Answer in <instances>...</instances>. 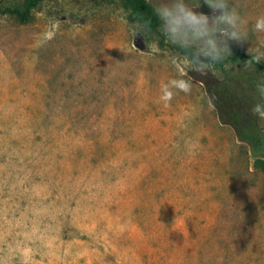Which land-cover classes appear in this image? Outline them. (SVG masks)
Listing matches in <instances>:
<instances>
[{"label":"rangeland","instance_id":"374dc122","mask_svg":"<svg viewBox=\"0 0 264 264\" xmlns=\"http://www.w3.org/2000/svg\"><path fill=\"white\" fill-rule=\"evenodd\" d=\"M231 5L246 39L231 55L264 62V0ZM134 19L112 0H42L27 22L0 13V264H264V161L245 143L224 175L137 173L151 72L220 70L191 69L158 31L133 36Z\"/></svg>","mask_w":264,"mask_h":264},{"label":"crops","instance_id":"0c3cea01","mask_svg":"<svg viewBox=\"0 0 264 264\" xmlns=\"http://www.w3.org/2000/svg\"><path fill=\"white\" fill-rule=\"evenodd\" d=\"M162 67L151 72L148 89L141 97L142 126L140 130L137 118L135 135L137 173L185 183L201 181L198 176L202 174L224 175L233 141L239 143L235 132L219 121L204 85L189 71ZM174 79L188 80L190 91L170 88L173 97L165 102L161 99L163 89ZM136 99L138 106L140 96Z\"/></svg>","mask_w":264,"mask_h":264},{"label":"clouds","instance_id":"9594fccd","mask_svg":"<svg viewBox=\"0 0 264 264\" xmlns=\"http://www.w3.org/2000/svg\"><path fill=\"white\" fill-rule=\"evenodd\" d=\"M153 15L157 21V31L168 44L180 51L191 69L205 71L221 64L231 55L233 42H246L242 32V19L232 7L231 0H203L209 14L190 7L187 0H150ZM133 36L152 30L150 19L136 18L128 22ZM255 31H264V17L253 25ZM262 57L244 62L250 67L253 61L260 63ZM170 88L188 93L190 83L186 79L171 80L163 89L161 99L168 102L173 97ZM261 100L264 101V84L258 85ZM254 114L264 113V103L253 107Z\"/></svg>","mask_w":264,"mask_h":264},{"label":"trees","instance_id":"16d2710c","mask_svg":"<svg viewBox=\"0 0 264 264\" xmlns=\"http://www.w3.org/2000/svg\"><path fill=\"white\" fill-rule=\"evenodd\" d=\"M41 1L26 0L21 8L0 7V13L15 16L20 22H27L32 16V11ZM112 1H121L129 8L135 19H150L151 31L157 32L153 6L147 0ZM253 57H255L253 54L238 51L228 56L223 63L214 66L219 68L220 76L206 73L193 78L204 85L219 121L232 127L238 140L248 146L255 162H262L264 161V130L259 124L260 114H254L253 107L257 103H264L258 92V85L264 84V62L253 61L250 67L246 66L244 62L253 60Z\"/></svg>","mask_w":264,"mask_h":264}]
</instances>
